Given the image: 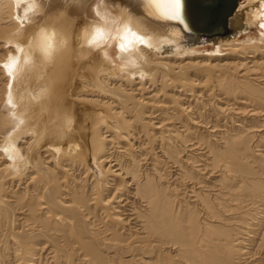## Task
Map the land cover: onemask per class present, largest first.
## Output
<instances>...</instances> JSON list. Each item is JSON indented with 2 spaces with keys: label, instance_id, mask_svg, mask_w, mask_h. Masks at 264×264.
Instances as JSON below:
<instances>
[{
  "label": "bare ground",
  "instance_id": "1",
  "mask_svg": "<svg viewBox=\"0 0 264 264\" xmlns=\"http://www.w3.org/2000/svg\"><path fill=\"white\" fill-rule=\"evenodd\" d=\"M41 2L0 0V264H34L41 244L65 264H132L155 252L168 262L166 242L195 246L188 205L209 222L237 220L215 213L224 202L263 214L264 0H236L229 33L208 41L162 0ZM166 175L194 197L180 214ZM23 208L35 229L16 224Z\"/></svg>",
  "mask_w": 264,
  "mask_h": 264
},
{
  "label": "rangeland",
  "instance_id": "2",
  "mask_svg": "<svg viewBox=\"0 0 264 264\" xmlns=\"http://www.w3.org/2000/svg\"><path fill=\"white\" fill-rule=\"evenodd\" d=\"M44 1L42 0V2L40 4V7L42 6L43 7L42 8L43 10L48 9V8H52L53 5L55 6V4L57 5V8H58L57 10H59V9L62 10L63 7L67 6L68 4H72L71 3V0H64V1L63 0H57L56 2H54L55 0H44ZM58 4H59V7L60 8L58 7ZM53 9H51L50 11H52ZM253 32L255 34H257V31L256 30H254ZM114 49H116V47H114ZM112 55H113L114 58L117 57V51H115L114 53L112 52ZM86 89L89 90L88 87H86ZM87 92H85V93H87ZM5 102H6V104H9V103H11V100H4L3 99V103H5ZM12 103H11V106H12ZM1 109H2V106H1ZM2 112L3 113L1 115V110H0V117H2L4 115V113H6V111H2ZM200 134L201 135H205L206 132L204 131V132H201ZM252 141H254V140L252 139ZM252 141L248 142V144H247L248 147H249L248 153H251L253 156H258L257 153L259 151L255 147L256 142H252ZM211 142L213 143V140ZM219 147H220V149H222V144L221 143H220V146L216 147L215 149H217ZM206 177L203 178V181L206 182V184H210L211 177L209 175L206 176ZM214 177L215 176H213V178ZM166 178H167L166 180L163 178V181H165V184H167L166 185L168 187V188L166 187L167 188V192L170 193L172 191V192H175L174 195H177V196H174L173 195L174 196L173 198L170 197V199H168V201L170 200L171 210L175 214H180L184 210L183 207L184 206L186 207L187 206L186 204L189 203V199H190V201L192 203L194 201V197L189 192V190L185 192L184 185L182 184V182H180V184H181L180 185L179 184V180L178 181H176L175 179L172 180L170 178V176L168 177V175H166ZM173 189H175L176 191H173ZM215 189H218V188H215ZM186 193H187V195H186ZM188 193H190V194H188ZM188 195H190V197H188ZM187 199H188V201H187ZM258 199L259 198H257L256 201ZM172 201L174 202L173 204L175 206L172 205ZM183 202H184V204H183ZM222 205H224V208H222V207H220L218 205L217 206H215V205L213 206L215 213H219L221 216L223 215L225 217H227L229 215L228 213H230V214L232 213L231 215L234 214V215H236L238 217L237 220L230 219L227 222H221V223H218V222H209V221H213L214 219L213 218H210L208 212L205 211V210H203L202 209L203 208L202 206H200V205H195L194 206V204H192V205L190 204V205H188V207H186V209H185V211H187L186 214L187 213L188 214L190 213V215L192 216V218L195 220V222L191 223V225L193 224V228L199 231L198 233L196 232L195 238H194V236L192 237L193 241L196 242V243H194L195 246L191 247L192 249L189 246H186V245H181L182 246L181 247L179 244L175 245L177 247H173L175 243H173V241H169L168 242L169 244L166 242V244L162 245V247H164L166 249V250L164 249V252H166L165 253V256H166V259H168V262L167 261H161L160 258L157 257V253L156 252L153 253V254H151V255H148L147 257H145V256L142 257L139 253L138 254H135L132 257V260L131 261H127V262L128 263H132V264H163V263H167V264H171V263L172 264L173 263L174 264H203L204 263L203 262L204 261L203 258L206 256L205 257L206 259H208L209 261H211V262H213L215 264H246L247 262H248L247 264H251V263L252 264H256V263L257 264H264V234H263V240H259V241L257 240V242H255L254 240H256V237L257 236H256L255 233L253 234V232H255V230H252L254 225H256L258 227L261 226L260 228H258V230H260L263 227V224L261 225L260 222H259L260 225H257V222H256L257 221L256 220V217L260 215V212H258V210L261 211L260 208L256 207V208H258V210L256 208H253V209H256L257 211L256 210L255 211H252L253 212L252 214L250 212V214L248 213L249 215L247 214L248 216H246V214L240 213L241 210L247 208L246 206L243 207V208H241V209H237L236 207H233V206L230 207V205L228 203H226V202H224ZM134 206H135L134 209H137L139 207L137 209L138 211H139L140 208H141L140 211H144V209H142V207H140L139 204H135ZM136 206H137V208H136ZM225 208H228L230 210L225 212ZM250 208L251 207H249V209ZM20 211H22V214H20L18 217L16 216L17 218H19V222L16 221V224L18 225V227L25 226V224L29 225L30 222H31L32 225L30 224V226H26V227H28L29 229L30 228L35 229L37 226L33 224L34 223L33 217H30L27 214H26V216H24L25 215L24 213H26L25 208L21 209ZM19 212H17V213H19ZM222 212H224V214H222ZM255 212H256V214H255ZM144 214H146V210H145ZM253 214H254V216H253ZM140 216H141V217H139L140 219H143L144 218V217H142L143 215H140ZM201 216H202V218H201ZM240 217L243 220H245V222L247 221V224L240 223L239 222V220L241 221V218ZM263 217H264V212H263L262 215H260V218H263ZM192 218H191V220H192ZM22 219H26V221L25 222H21ZM97 220L98 221H96V223H98L100 219H97ZM202 221H204V222H202ZM233 221L234 222H238V223L236 224ZM248 222L250 223V225L248 224ZM205 224L207 225L206 227L204 226ZM195 225L197 226V228H196ZM236 226L237 227L240 226L239 229ZM227 227H229V228L231 227L232 229L230 228V230H229ZM241 227L244 229V231L243 230H240ZM38 228H40V226ZM212 228L214 229L213 231H212ZM245 229H247V230H245ZM201 230L203 231V233H201L202 232ZM225 230H228V234H227V232H225ZM202 234H204V235H202ZM197 235H198V237H197ZM228 235L233 238L232 246L234 248L229 247L230 240H229V236ZM134 239L135 238H130V239H128L129 240L128 242L130 243ZM219 239H220V241H219ZM238 239H240V240H238ZM211 240H213V241L210 243L209 241H211ZM234 240H236V241H234ZM0 241H1L0 242V247L2 248V249L0 248V250H5L6 248L4 249V247H6V246H4V244H2L3 242H2L1 239H0ZM197 241H198V243H197ZM200 241H201V243H199ZM199 244H200V246H199ZM42 245L43 244H41L40 246L43 248L42 249L43 252L41 251V254H39L40 257H37L36 258V260L34 261V264H65V261L62 263V260L59 261L57 258H55V257L52 256L53 255V251H52V249H49V245L48 244H44V246H42ZM207 245L209 247L208 249L206 248ZM202 246H205V247L203 248ZM210 246H213V249L210 248ZM237 246H239L238 247L239 250L241 248L242 249L244 248V249L243 250L241 249L242 251L241 250L239 251L237 248H235ZM186 247H188V248H186ZM195 247H197V248H195ZM173 248H174V250H173ZM184 248H185V250H184ZM186 249H188V250H186ZM168 250H169L170 254H169ZM191 250L197 251V253L192 254V253H190ZM198 250H199V252H198ZM248 250L250 251V253H249ZM76 252L78 253V248H77ZM232 252L235 253V255H236V256L234 255V258H230V256L232 255ZM170 255H172V257ZM175 256H178V257H175ZM246 257L248 258V261H247V258ZM53 258H55V259H53ZM60 258H63V255ZM122 259L126 261V259L124 257V258H121V259L117 260L116 262L114 261V263H112V264H118V262H120V261L122 262ZM172 259L174 261H172ZM241 259H242V261H241ZM179 262H181V263H179ZM9 264H10V262H9ZM12 264H14V263L12 262ZM15 264H17V262H15ZM73 264H78V263H75L74 262ZM122 264H127V263L126 262H122Z\"/></svg>",
  "mask_w": 264,
  "mask_h": 264
},
{
  "label": "water",
  "instance_id": "3",
  "mask_svg": "<svg viewBox=\"0 0 264 264\" xmlns=\"http://www.w3.org/2000/svg\"><path fill=\"white\" fill-rule=\"evenodd\" d=\"M190 17L183 19L185 31L197 41H208L227 35L228 14L236 0H185Z\"/></svg>",
  "mask_w": 264,
  "mask_h": 264
},
{
  "label": "snow or ice",
  "instance_id": "4",
  "mask_svg": "<svg viewBox=\"0 0 264 264\" xmlns=\"http://www.w3.org/2000/svg\"><path fill=\"white\" fill-rule=\"evenodd\" d=\"M164 7L167 9L166 15L173 19L182 21L184 18V0H162ZM137 40L143 43V39L141 37L136 36L135 33L132 34ZM121 49H125V45H120ZM7 67V66H6Z\"/></svg>",
  "mask_w": 264,
  "mask_h": 264
}]
</instances>
